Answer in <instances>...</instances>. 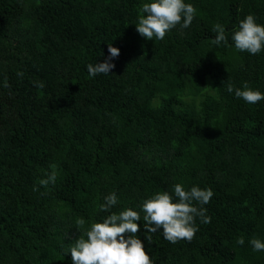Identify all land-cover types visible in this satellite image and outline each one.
Masks as SVG:
<instances>
[{
    "label": "trees",
    "instance_id": "obj_1",
    "mask_svg": "<svg viewBox=\"0 0 264 264\" xmlns=\"http://www.w3.org/2000/svg\"><path fill=\"white\" fill-rule=\"evenodd\" d=\"M145 2L0 0V264H72L85 229L128 207L153 264H264L250 243L264 242V100L235 96L245 82L264 93V50L231 40L248 14L264 25V0H184L191 25L163 40L136 31ZM109 43L115 67L90 76ZM177 183L214 195L210 222L197 217L194 238L173 244L145 232L142 203ZM113 192L119 203L101 211Z\"/></svg>",
    "mask_w": 264,
    "mask_h": 264
},
{
    "label": "clouds",
    "instance_id": "obj_2",
    "mask_svg": "<svg viewBox=\"0 0 264 264\" xmlns=\"http://www.w3.org/2000/svg\"><path fill=\"white\" fill-rule=\"evenodd\" d=\"M195 14L194 6L184 0H149L139 8L136 31L147 40H163L166 33L177 25L188 28ZM213 31L216 33L213 41L215 45L227 43L225 28L220 23L214 25ZM231 40L238 51L256 55L264 50V25L257 23L254 15L248 14L239 22ZM108 53L109 57L104 62L87 65L90 76L109 74L115 67L110 61L119 56V49L109 43ZM17 75L22 77L23 73L18 72ZM3 86L10 87L6 78ZM36 86L42 89L44 83L41 81ZM227 91H234L231 83L228 84ZM235 96L249 104L264 100V93L253 90L247 82L242 89L235 88ZM56 179L57 172L53 170L39 184L47 188L49 184H55ZM213 195L210 187L201 189L192 186L186 190L179 183L173 186L171 194L168 191H157L142 203L145 232L156 233L162 229L163 238L170 243L175 244L180 240L190 242L198 231L196 218H200L202 223H209L211 220L203 205L208 204ZM104 201L99 206L103 212H110L119 203L114 192L104 197ZM138 221H141L140 212L128 207L118 213L110 212L102 222L92 223L90 228L85 229L84 236L77 239L69 249L72 264H153L143 242L137 236L140 231ZM85 223L83 218L76 221L78 228H83ZM145 239L151 240V236L147 235ZM236 243L242 246L244 238L239 237ZM250 243L255 252L264 250V242L259 239H252Z\"/></svg>",
    "mask_w": 264,
    "mask_h": 264
}]
</instances>
